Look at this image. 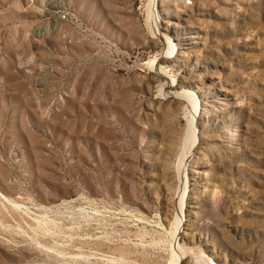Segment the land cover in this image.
<instances>
[{
    "label": "rangeland",
    "instance_id": "obj_1",
    "mask_svg": "<svg viewBox=\"0 0 264 264\" xmlns=\"http://www.w3.org/2000/svg\"><path fill=\"white\" fill-rule=\"evenodd\" d=\"M0 264H264V0H0Z\"/></svg>",
    "mask_w": 264,
    "mask_h": 264
},
{
    "label": "bare ground",
    "instance_id": "obj_2",
    "mask_svg": "<svg viewBox=\"0 0 264 264\" xmlns=\"http://www.w3.org/2000/svg\"><path fill=\"white\" fill-rule=\"evenodd\" d=\"M154 4H155V3H154ZM155 8H156V6H155ZM156 15H157V14H156V13H154V16H156ZM158 20H159V19H158ZM189 125H190V124H189ZM191 125H192V128H193V129H195L196 122H192V124H191ZM191 125H190V126H191ZM182 220L188 221L189 219H188V220H186V218H184V217H181V218L179 219V221H178V224H179L180 226H182Z\"/></svg>",
    "mask_w": 264,
    "mask_h": 264
}]
</instances>
